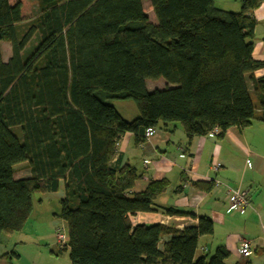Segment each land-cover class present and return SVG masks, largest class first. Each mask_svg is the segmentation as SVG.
Listing matches in <instances>:
<instances>
[{"label":"trees","instance_id":"obj_1","mask_svg":"<svg viewBox=\"0 0 264 264\" xmlns=\"http://www.w3.org/2000/svg\"><path fill=\"white\" fill-rule=\"evenodd\" d=\"M9 1L0 0V240L22 232L34 193H54L63 182L56 217L66 227L70 264H224L222 248L195 258L199 237L213 232L206 217L181 230L133 226L131 217L151 212L169 182L131 193L140 176L116 162V146L126 133L143 145L144 131L160 124L179 123L187 144L214 128L222 140L230 128L264 124V75L254 77L264 62L252 58V13L263 0H240L238 13L211 4L202 14L190 0H149L155 24L141 0H35L26 23L21 5ZM34 34L38 43L22 59ZM158 78L165 88L148 92L145 80ZM125 100L138 110L131 122L110 104ZM23 162L29 176L15 179L12 168ZM187 182L202 193L218 185L182 177L175 191Z\"/></svg>","mask_w":264,"mask_h":264},{"label":"crops","instance_id":"obj_2","mask_svg":"<svg viewBox=\"0 0 264 264\" xmlns=\"http://www.w3.org/2000/svg\"><path fill=\"white\" fill-rule=\"evenodd\" d=\"M215 1L222 6V10L223 7L233 10L240 8V0H190L191 10L194 14H202L207 6H215ZM252 14L256 22L252 58L264 62V0ZM263 75L264 69L254 72L255 78ZM131 114L136 117L134 112ZM173 130L174 134H171L167 126L163 127L162 132L158 129L155 136L139 146L134 144L133 136L126 133L116 146V162L135 169L140 167L139 171L136 169L140 179L131 193L143 192L153 181L166 179L169 182V188L154 200L151 212L137 213L131 217L133 226L163 224L181 230L196 226L198 218L206 217L212 221L213 232L199 237L195 258L212 257L222 248L229 253L224 264H264V124L254 121L244 129L230 128L222 140L196 137L189 144L183 131L180 133L175 126ZM145 161L151 162L144 166ZM215 164H219V168L213 172L211 166ZM182 177H186L187 181H213L218 185L211 192L202 193L187 182L177 193L175 190L181 185ZM230 188L247 190L251 208L242 213L227 211L226 195ZM165 207H172L183 215H166L160 210ZM25 228L26 225L21 234H25ZM242 237L252 244V253L248 258H241L237 254V243ZM54 242L56 245V239ZM27 243L12 241L10 237L3 246L0 260L13 264L12 260L15 259L16 264H20L19 261L26 254L32 257L28 264H35L37 258L40 259L38 264H60L59 258L51 252L42 254L41 250L36 249L35 253L27 254L26 249L22 248L28 246ZM44 243L47 245V242ZM18 247L24 250L19 251ZM11 252L15 255H11ZM59 252L68 254L64 248H59ZM61 260L63 264H70L68 258Z\"/></svg>","mask_w":264,"mask_h":264},{"label":"rangeland","instance_id":"obj_3","mask_svg":"<svg viewBox=\"0 0 264 264\" xmlns=\"http://www.w3.org/2000/svg\"><path fill=\"white\" fill-rule=\"evenodd\" d=\"M232 2H235V1L232 0ZM215 3H216L215 6L221 9L222 6L220 5L221 6L220 7L216 1ZM16 4L21 5L20 21L22 23H26L30 21L33 18L37 10L35 0H10L9 1L10 6H14ZM141 6H142V11L144 15L146 16L148 22H150L151 24H155L156 20L152 12L149 0H141ZM223 9L227 10V12H232V13H238L239 11V9L233 10V9H228L226 7H223ZM37 43H38V35L34 34L30 38V40L27 42V44L25 45L23 51L21 52L22 59H26L31 55ZM1 55H2V60L4 62H6L10 57V48H9V45L5 42L1 43ZM166 85L167 83L162 78L145 80V88L148 92H151L153 90H162L165 88ZM248 95H249V98L252 104L255 106L256 100H255L254 93L252 89L250 88V86H249ZM110 104L117 111L120 117L127 122H131L138 116V110L133 100L111 101ZM131 112H134L136 114L135 115L136 117H134L131 114ZM174 126L177 127V130L180 131V133H182V129L179 123H169L167 124V128L169 132H172L171 134H174V130H173ZM159 127H160L159 130L161 131L163 129L162 125L160 124ZM157 130L158 129H154L155 134ZM149 140H146V141H149ZM145 162L146 164H144V162L143 164L144 166H147L148 162H151V161H145ZM215 165H217L219 168V164H215ZM136 169L137 171H139L140 167H136ZM12 170H13L15 179H22V178H26L29 176V168L26 162L13 166ZM211 170H212V166H211ZM216 171H213V172H216ZM63 197H64L63 182L59 183V188L54 193H44V194L34 193L31 197L32 213L29 219L27 220L26 228H25L26 230L23 232L25 234L16 233L11 236H2L0 240V253L3 252V246L9 241V238L12 237V241H15V242L20 241L26 244L27 241H31V243H33V244L27 243L28 246L22 247L26 249L25 252L27 254L31 255L35 253L34 250L36 249L41 250L42 254L43 253L48 254L51 252L54 256L59 258V263L63 264V261L61 259L68 258V254L66 252H63L64 254L60 253L59 247L55 245V242H54L55 234L57 231H61L65 235L67 234L64 222L60 218L56 217L59 214L60 201L63 199ZM44 242H47L46 243L47 245H45ZM24 249H21L18 247L19 251L21 250L23 251ZM209 258L210 257H207V259ZM29 259H32V257H27V255L25 254L22 256V259L19 262L20 264H25V263L28 264L30 263ZM39 260L40 259L37 258L35 261L36 262L35 264H38ZM16 262L17 261L15 259L12 260L13 264H16ZM0 264H7V263L3 260H0ZM41 264H45V263L41 262Z\"/></svg>","mask_w":264,"mask_h":264},{"label":"built area","instance_id":"obj_4","mask_svg":"<svg viewBox=\"0 0 264 264\" xmlns=\"http://www.w3.org/2000/svg\"><path fill=\"white\" fill-rule=\"evenodd\" d=\"M218 129L214 128L211 130L207 136L212 137L218 134ZM155 134L154 129L148 128L144 131L143 138L145 140H149ZM146 164V162H144ZM218 168L217 165L212 166V170L216 171ZM248 191L247 190H240V189H228L226 195V204H227V211H237L242 213L248 207ZM56 245L62 249L66 248L67 246V238L66 235L61 232L57 231L55 234ZM237 254L241 258H248L252 253V244L246 238H240L238 245H237Z\"/></svg>","mask_w":264,"mask_h":264}]
</instances>
